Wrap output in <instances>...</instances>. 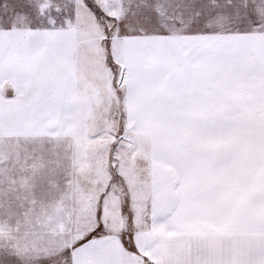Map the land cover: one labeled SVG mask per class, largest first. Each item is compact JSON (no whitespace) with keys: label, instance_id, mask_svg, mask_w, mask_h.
I'll use <instances>...</instances> for the list:
<instances>
[{"label":"snow or ice","instance_id":"snow-or-ice-1","mask_svg":"<svg viewBox=\"0 0 264 264\" xmlns=\"http://www.w3.org/2000/svg\"><path fill=\"white\" fill-rule=\"evenodd\" d=\"M0 264H264V0H0Z\"/></svg>","mask_w":264,"mask_h":264}]
</instances>
